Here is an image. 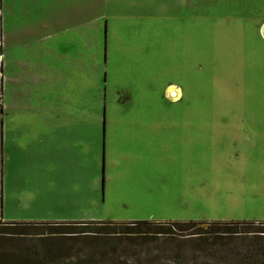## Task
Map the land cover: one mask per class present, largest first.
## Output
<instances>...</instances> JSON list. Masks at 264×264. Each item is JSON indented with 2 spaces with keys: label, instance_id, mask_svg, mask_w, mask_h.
Wrapping results in <instances>:
<instances>
[{
  "label": "rangeland",
  "instance_id": "rangeland-1",
  "mask_svg": "<svg viewBox=\"0 0 264 264\" xmlns=\"http://www.w3.org/2000/svg\"><path fill=\"white\" fill-rule=\"evenodd\" d=\"M4 10L7 75L25 96L12 120L25 147L0 176L5 213L37 195L38 166V179L58 181L44 197L81 195V217L103 221L70 227L100 233L52 241L0 236V264H264V0H6ZM50 92L49 113L32 109ZM65 113L105 116L103 183L102 169L90 180L89 118L86 188L72 182L75 153L63 162L49 143L36 157V132L78 123L57 118ZM127 221H145L135 227L144 233H113Z\"/></svg>",
  "mask_w": 264,
  "mask_h": 264
},
{
  "label": "crops",
  "instance_id": "crops-1",
  "mask_svg": "<svg viewBox=\"0 0 264 264\" xmlns=\"http://www.w3.org/2000/svg\"><path fill=\"white\" fill-rule=\"evenodd\" d=\"M0 176L3 175V172L6 174L5 176L10 175V166L12 160L11 155L16 154L19 155L23 152L25 146H22L21 143L18 144L19 140V132L20 127L16 125V123H12V120L17 117V112L19 107L21 106L22 100L25 99L23 95V82L20 83V78L18 76L8 77L7 75V62H6V46H7V36L5 34L6 31V21L7 16L4 10L6 5V0H2L0 3ZM44 28H48L47 25L44 24ZM33 35V34H32ZM47 68V67H43ZM45 70V69H44ZM46 71V70H45ZM48 72V71H47ZM51 76L52 74H48ZM42 81H35L33 84L41 85ZM169 86H176L179 89L181 87L177 84H169ZM169 88V87H168ZM38 92V88H35ZM40 98V99H38ZM38 98L33 99L32 101V109L41 108L42 112L49 111L48 98H52V93L49 95L47 93H42ZM49 113V112H48ZM48 115V114H46ZM76 116L73 120H77L78 123L67 124L63 123L62 127H56L57 129L53 131H42L36 132L33 137V146L36 157L41 158L38 154L42 152H47L49 143L52 144L53 151L57 155L59 159H62L63 162L66 160V154L68 152H73L76 154L75 159L68 163V166L74 169L72 174V182L75 184L77 181H83V184L86 188L87 183V163L85 157V148H86V140H87V120L91 119L94 123L92 128L94 130H90L93 136V144H89L92 148H94L95 156L93 160V168L95 167L96 173L90 177L95 184L98 183L101 178L100 170L102 169V183H103V173L104 167L103 162L102 166H100V157H101V141L100 136L97 137L96 128L97 123L101 125L105 116L91 113L88 116L81 113H68L58 115L59 120L69 121L70 117ZM27 145H30L27 143ZM26 145V146H27ZM82 149V155H81ZM8 152V154H7ZM102 153H103V143H102ZM7 166V168H6ZM3 171V172H2ZM22 170L18 169L16 171L17 175L22 177ZM34 176L37 177L36 186L31 185L32 189L29 191L32 195L37 194L35 197L30 198L26 204L24 202L19 203L20 211L22 213L17 212L16 215L8 216L5 213L3 207V201L6 198V190L2 189L0 186V202H1V210H0V220L3 222H16V223H27V222H40V223H51L54 225H67V224H80L86 222H98L103 220L93 219L94 217L84 218L81 217V195H73L66 194L61 198H49L43 196V193H48V187L50 185H54L58 183L53 176H49L45 173V178L43 182L38 179L40 175V168L35 166ZM56 176L60 175L59 173H55ZM13 176H11V179ZM16 185V184H15ZM17 186V185H16ZM22 191V190H21ZM27 191V189L25 190ZM12 200L14 198H8ZM83 203H86L85 192L83 193ZM90 200H93L92 198ZM108 222V221H107ZM114 222V221H112ZM116 222H125V221H116ZM131 222V221H127Z\"/></svg>",
  "mask_w": 264,
  "mask_h": 264
},
{
  "label": "trees",
  "instance_id": "trees-1",
  "mask_svg": "<svg viewBox=\"0 0 264 264\" xmlns=\"http://www.w3.org/2000/svg\"><path fill=\"white\" fill-rule=\"evenodd\" d=\"M108 222H112V221H108ZM142 222L145 221H133V222H127V224H125V228L122 229V231H118V232H113V233H123L126 235H136V234H143L144 231H140L139 228H135L137 225L141 224ZM89 223V222H86ZM85 223V224H86ZM91 223V222H90ZM234 222H228L226 223L227 226L232 227ZM177 224V223H175ZM187 224L188 226H192V227H196L197 225L201 224V223H196V222H188V223H184ZM222 223L220 222H214L212 224H210L209 227V232L210 233H219L220 231L218 230V228H214V227H219V225H221ZM40 225H43V223L40 222H27V223H16V222H7V223H3L2 228H0V236H4V237H8L7 235H13V234H37V235H42V238H44V240H48V241H52V240H56L59 239L60 237H70V236H80V235H88L87 233L90 234H97L100 233L101 231H94V230H75L72 231V229L75 228H70L72 226L76 227L75 224H67V225H56V226H64L65 229L64 230H58V228H56V230H51L50 232H41L38 231L36 227H40ZM89 225V224H87ZM86 226V225H84ZM186 226V225H185ZM16 227H20V228H16ZM23 227V228H22ZM34 229V230H32ZM96 229V228H94ZM11 230H16L15 232H11ZM154 233H170V231H166L164 228H160L156 231H152ZM225 233H237L239 231H235L233 228H229L226 229V231H222Z\"/></svg>",
  "mask_w": 264,
  "mask_h": 264
},
{
  "label": "bare ground",
  "instance_id": "bare-ground-1",
  "mask_svg": "<svg viewBox=\"0 0 264 264\" xmlns=\"http://www.w3.org/2000/svg\"><path fill=\"white\" fill-rule=\"evenodd\" d=\"M168 93H170L171 96H178L179 89L176 86H169Z\"/></svg>",
  "mask_w": 264,
  "mask_h": 264
},
{
  "label": "built area",
  "instance_id": "built-area-1",
  "mask_svg": "<svg viewBox=\"0 0 264 264\" xmlns=\"http://www.w3.org/2000/svg\"><path fill=\"white\" fill-rule=\"evenodd\" d=\"M180 96H181V93H180V94H178V96H171V95H170V97H171L172 99H175V98L179 99V98H180Z\"/></svg>",
  "mask_w": 264,
  "mask_h": 264
}]
</instances>
